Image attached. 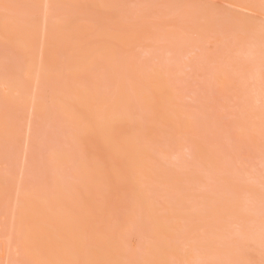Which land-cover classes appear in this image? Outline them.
Instances as JSON below:
<instances>
[{"label":"rangeland","instance_id":"rangeland-1","mask_svg":"<svg viewBox=\"0 0 264 264\" xmlns=\"http://www.w3.org/2000/svg\"><path fill=\"white\" fill-rule=\"evenodd\" d=\"M112 1L109 19L104 10L88 4L0 0V18L27 25L36 22L40 33L46 21L55 19L63 24L90 25L91 32L105 31L111 23L136 30L135 43L122 51L115 48L120 59L118 71L114 73L100 58L78 77L88 88L110 95L117 75L129 80L131 64L144 71L152 66L170 70L179 88V106L189 113L196 132L176 133L169 128L154 132L153 154L164 171L183 177L179 192L187 194L196 209L214 201L204 202L200 196L205 194L239 208V214H231L212 227L222 239L220 253L207 260L198 258L194 264H264L261 0ZM80 38L87 42L88 36ZM45 39L36 41L31 76L25 69L26 51L0 39V123L5 127L0 136V182L6 189V196L0 195V264H32L21 253L14 225L18 190H51L56 183L71 186L82 155L51 101L69 79L57 73L41 78L38 73L45 56ZM95 41L103 42L94 35L88 39V43ZM72 51L61 48L57 55ZM221 73L225 74L224 84L217 81ZM11 82L22 86L29 100L37 99L43 109L33 110L22 103L17 91L8 90ZM197 142L217 155L215 165L201 161ZM52 152L65 154L66 162L59 166L53 163L49 158ZM188 177L193 180H186ZM136 231L130 240L133 248L146 240L145 232Z\"/></svg>","mask_w":264,"mask_h":264},{"label":"bare ground","instance_id":"bare-ground-1","mask_svg":"<svg viewBox=\"0 0 264 264\" xmlns=\"http://www.w3.org/2000/svg\"><path fill=\"white\" fill-rule=\"evenodd\" d=\"M55 1L88 4L112 18V0H48ZM44 26L40 33L36 22L27 25L0 18V39L26 51L25 69L31 76L36 41L46 38L38 73L41 78L57 73L69 79L51 101L82 155L71 186L56 183L51 190H18L14 225L23 256L32 264H194L198 258L219 254L222 239L212 227L239 214V208L205 194L200 196L204 202L214 201L196 209L188 195L179 192L183 177L164 171L153 154L154 132L167 128L196 132L189 113L179 106L180 92L170 70L152 66L144 71L131 64L129 80L117 75L114 91L102 94L88 88L78 75L100 58L114 73L118 71L115 48L122 51L135 43L137 31L111 23L105 31L91 32L90 25L56 19ZM84 35L87 42L80 38ZM93 35L103 42L88 43ZM61 48L73 51L58 57ZM217 81L226 83L225 74H219ZM7 88L17 91L21 102L33 110L43 109L17 82L7 83ZM4 131L0 123V136ZM197 151L203 163L215 165L217 155L205 144L197 142ZM49 158L58 166L67 160L59 152ZM0 195L6 196L1 182ZM136 229L147 235L133 248L130 240Z\"/></svg>","mask_w":264,"mask_h":264},{"label":"snow or ice","instance_id":"snow-or-ice-1","mask_svg":"<svg viewBox=\"0 0 264 264\" xmlns=\"http://www.w3.org/2000/svg\"><path fill=\"white\" fill-rule=\"evenodd\" d=\"M261 8L264 9V0H261Z\"/></svg>","mask_w":264,"mask_h":264}]
</instances>
